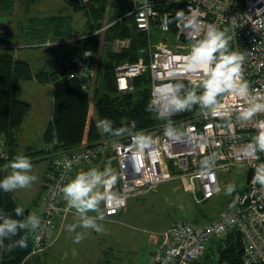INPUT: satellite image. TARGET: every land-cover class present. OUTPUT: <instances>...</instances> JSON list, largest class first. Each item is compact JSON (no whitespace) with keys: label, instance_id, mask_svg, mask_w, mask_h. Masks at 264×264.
<instances>
[{"label":"built area","instance_id":"1","mask_svg":"<svg viewBox=\"0 0 264 264\" xmlns=\"http://www.w3.org/2000/svg\"><path fill=\"white\" fill-rule=\"evenodd\" d=\"M181 10L187 17L177 21L176 13ZM124 17H133L136 29L146 34L147 44L138 61L116 66L117 89L131 91L133 79L148 74L151 106L165 121L152 129L107 138L55 158L46 176L47 194L40 227L31 236L30 255L45 249L54 230L72 212L61 189L77 168L110 155L118 174L113 190L120 193L124 203L108 209L107 217L125 210L130 198L143 196L167 181L184 179L187 189L195 182L201 197L208 201L221 191L222 174L245 173V189L232 194L219 216L204 224L179 219L158 233L150 255L153 264H192L206 253L213 240L231 230L243 238L246 264L264 261V185L253 179L258 173L264 175V151L255 147L253 152L254 137L264 129V110L249 119L241 115L254 104L264 103V0H133ZM191 17L199 21L196 30L185 27ZM210 27L226 29L229 51L245 57L243 79L249 82V95L240 98L224 93L217 99L216 113L207 108L190 120L170 119L180 111L165 110L166 100L161 94L180 83L195 91L202 85L203 73L189 71L185 64L191 46ZM154 31L165 35L164 39L153 42ZM86 38L83 35L74 40L81 46ZM130 44L129 38L117 39L112 49L120 52ZM0 46L8 47L1 42ZM67 74L88 91L96 75L95 53L88 49L75 56ZM180 93L181 87L176 94ZM167 129L172 135L166 134ZM137 135L149 138L143 148L132 140Z\"/></svg>","mask_w":264,"mask_h":264},{"label":"rangeland","instance_id":"2","mask_svg":"<svg viewBox=\"0 0 264 264\" xmlns=\"http://www.w3.org/2000/svg\"><path fill=\"white\" fill-rule=\"evenodd\" d=\"M2 1H6V4H2ZM132 3L133 0H107L104 27L112 24L113 19L111 18L115 13H128ZM56 14L64 15L69 18L70 23L72 22L77 34L74 36L75 33H73L70 35L71 38L78 39L86 34L88 17L85 16L84 11H76L66 0H0V17H8L6 27L0 26V33L7 29L10 30L13 41L16 43L12 50L14 55L31 63L34 69L47 65L48 69L53 70L69 59L66 53L71 50L72 45L64 44L69 40L57 41L51 35H43L42 31L35 30L36 27L34 28V23L31 22L34 17L42 18ZM123 18L126 19L122 17L121 20ZM34 33L38 36V42H34ZM164 37L165 35L159 31H154L152 34V40L155 43L163 40ZM2 49L4 48L0 46V51ZM101 58V56H96V75L91 83L92 87L88 90L90 93L89 117L94 119L97 125L100 118L95 105L94 91L97 87L101 90L104 84L103 59ZM18 86L20 99L29 103V110L22 125L17 129L16 151L31 160L32 174L37 176V180L29 188L18 189L12 193L18 205L23 207L25 212L35 213L40 218L41 208L46 198L42 193V185L44 181L47 182L46 178L44 181L42 179L51 171L54 159L71 150L53 152L49 146H45L43 141L44 133L50 123L48 111L50 112L54 104L52 86L40 81L37 84L27 80L19 81ZM189 92H194V90L189 88ZM176 119L173 120L176 121ZM99 128L102 134L99 141L129 134L105 136L103 129ZM8 145L6 138L0 139V156L7 160L1 163L3 164L0 165L2 170L11 161L10 158H14L9 152L11 146ZM44 149L47 152L43 151ZM110 159L107 161L115 171L116 166L111 162L113 161L111 157ZM93 163L95 165V162ZM106 165L109 163L105 162L103 170ZM9 173L10 169L5 172L4 176ZM244 177L243 172L222 174L220 176L221 191L208 201L201 197L195 182L191 188L187 189V181L184 179L164 182L143 196L130 198L127 208L119 219L108 222L118 226L113 225L112 229L107 227L103 232L104 236L107 233L111 234L109 242L104 239L103 243L96 245V248L91 247V241L87 238V233L91 230L85 231L77 227L78 232L66 234V241L65 237L63 238L66 233V228H64L66 219L76 214L75 209H72V212L54 230L52 239L45 249L28 256V259L35 256L34 259L39 258L41 264H153L150 255L158 233L179 219L204 224L216 218L224 210L232 194L245 189ZM230 186L232 187L231 193L228 192ZM45 187L47 194V185ZM80 232H83L86 238L80 243H75L74 237ZM192 264H218V254L214 250L210 251L209 248L196 263Z\"/></svg>","mask_w":264,"mask_h":264},{"label":"trees","instance_id":"3","mask_svg":"<svg viewBox=\"0 0 264 264\" xmlns=\"http://www.w3.org/2000/svg\"><path fill=\"white\" fill-rule=\"evenodd\" d=\"M66 1L69 2V0ZM79 1L80 5L70 2L69 4L76 11H84L85 16L88 17L86 24L88 29L84 34L87 38L81 46H79L81 42L70 37L75 31L68 17L56 14L31 19L34 28L36 27L35 30L42 31L43 35H51L57 41L73 40L64 43L72 45V51H67L69 59L56 69L50 70L47 65L34 69L31 63L14 55L12 46L16 43L12 35L8 32L0 33V42L8 46L0 51V139L6 138L8 146H11L9 152L13 156L17 155V129L22 125L29 110V103L19 97L18 83L22 80L35 79L52 86L54 95L52 119L43 137L45 146H49L51 151L73 150L84 141L87 146H90L100 140L102 137L100 128L95 120L89 117L90 93L84 90L78 79L70 78L67 74L73 58L88 49L92 50L96 56H101V60L103 59L104 84L101 90L99 87L95 89L94 97L100 121L104 119L111 121L112 131L108 133L103 131L105 136L113 137L118 129H122V133H137L152 129L165 121L157 117L151 106L148 74L133 79L131 91L120 92L116 85V66L124 62L134 63L144 55L147 44L146 34L136 29L133 17H125L124 21L120 20L127 12L115 13L111 18L113 19L112 24L104 27L107 0H90L87 3ZM2 4L5 5L6 1H2ZM76 34L77 32L74 36ZM125 38L130 39V47L115 52L112 49L113 42ZM37 39L38 36L34 33V42H38ZM179 85L181 86L180 97L186 96L190 87L185 83ZM203 91L202 85L196 88V91L194 90L196 95L202 94ZM203 109L207 108L194 104L191 109L180 111L170 119L190 120ZM43 151L47 152L46 149ZM4 160L3 156H0V165L7 161ZM1 166L0 180L4 178ZM17 206L19 205L13 193H6L0 189V216H8L17 220L26 219L25 212L22 216L15 214L14 209ZM24 231L26 230H20L13 239L18 240L21 235L25 234ZM32 234L33 231L27 233L26 248H16L11 253L0 255V264H41L38 258L41 255L37 256L38 259H34L35 256L28 259L33 247ZM5 243H8L7 238ZM209 248L210 251L217 252L218 264H246L244 241L236 230H231L224 237L213 240L207 251ZM255 264H264V261Z\"/></svg>","mask_w":264,"mask_h":264},{"label":"clouds","instance_id":"4","mask_svg":"<svg viewBox=\"0 0 264 264\" xmlns=\"http://www.w3.org/2000/svg\"><path fill=\"white\" fill-rule=\"evenodd\" d=\"M186 17L181 10L176 13L175 19L180 21ZM198 24V19L191 17L187 19L185 27L196 30ZM226 32V29L222 31L210 27L203 38L191 46L186 57L185 67L189 71L203 73V93L196 95L195 92H189L186 96L180 97L176 94L180 85L168 88L161 94V98L166 100L165 110L172 108L184 111L191 109L194 104H199L201 108H209L216 113L217 97L221 94H234L240 98H246L249 95V82L243 79L245 57L237 51H229L230 37L226 36ZM90 54L86 53V55ZM262 110H264V103H257L243 111L241 115L244 119H249ZM97 126L101 127L105 133L112 131L111 121L108 119L99 121ZM122 132V129H118L114 134L122 135ZM166 134L172 135L171 130L167 129ZM132 140L138 148H143L149 138L137 135L133 136ZM254 140L253 152L255 147L264 151V129L258 132ZM5 169H10V173L0 180V189L6 193L27 189L37 180V176L32 174L31 160L23 154L15 155ZM253 179L254 182L264 185V175L258 173ZM117 182L118 174L110 167L109 162L103 171L93 167L88 171L78 172L62 187L61 191L68 208L75 209L79 218L78 224L68 226L69 232H75L77 227L97 233L105 231L102 221L105 220L106 211L124 203L120 193L113 190ZM231 191L230 186L228 192L231 193ZM14 212L17 216H22L25 209L17 206ZM89 213H94V215H89ZM0 221H2L0 222V255L11 253L16 248H26L27 233L39 228L41 223L39 216L35 213H29L23 220L0 216ZM20 230H26L25 234L21 235L18 240H14L13 237ZM6 238L8 243H5ZM85 238L86 235L83 232L77 233L74 242L80 243Z\"/></svg>","mask_w":264,"mask_h":264},{"label":"crops","instance_id":"5","mask_svg":"<svg viewBox=\"0 0 264 264\" xmlns=\"http://www.w3.org/2000/svg\"><path fill=\"white\" fill-rule=\"evenodd\" d=\"M2 33H4V32H8V33H10L11 34V32H10V30L9 29H7L6 31L4 30V31H1ZM27 81H33V82H35V83H37L38 84V81H36V80H27ZM18 85H19V83H18ZM49 85H51V84H49ZM18 88H19V86H18ZM53 90V89H52ZM20 91V90H19ZM20 97V96H19ZM25 101V100H24ZM51 110H52V107H51V109H50V112L48 111V121L50 122L51 121V119H52V114H51ZM44 137V136H43ZM85 146H87V144H86V141H84L80 146H78V147H76V148H74V149H78V148H82V147H85ZM73 149V150H74ZM19 153V152H18ZM17 153V154H18ZM110 155H108V156H106V157H103V158H101V159H99L98 161H95V165H94V163L93 164H90V165H81L80 167H78L77 168V170L75 171V173L73 174V176H72V178L71 179H73L74 177H75V175L78 173V172H80V171H88L90 168H93V167H95V168H97V169H99L100 171H102L103 169H102V167L104 166V164H105V162H107V164L109 163L107 160H111L110 159ZM111 162H113V161H111ZM100 163V164H99ZM97 164V165H96ZM113 164H115L114 162H113ZM100 165V166H99ZM5 169V166H4V168H3V174L5 175V172L8 170H6ZM47 176V175H46ZM46 176L45 177H43V181H44V178H46ZM5 177V176H4ZM45 185H46V182L44 181V184L42 185V188H43V191H42V193L44 194V196H46V187H45ZM66 202V201H65ZM128 206V205H127ZM101 208H103V205H101ZM123 212H124V210L123 211H121L118 215H116V216H114V217H107L106 215H105V220L104 221H102V223H103V226H104V229L105 228H110V229H112L113 228V225H115L114 223L113 224H109L108 222H110V221H115V220H118L119 219V217L123 214ZM28 214H29V212H28ZM89 215H94V214H92V213H89ZM79 223V218H78V214L76 213H74V214H72V215H70L69 217H68V219H66V223L64 224V228H66V233H64V235H63V238L65 237V235L66 234H68V233H73V232H69L67 229H68V226H70V225H72V224H78ZM109 224V225H108ZM117 224V223H116ZM67 226V227H66ZM115 226H118V225H115ZM75 232H78V230H76ZM74 234V233H73ZM88 234V236H87V238L88 239H90V241H91V247H97L96 245H99V244H101V243H103V241H104V239H106L108 242H109V239H110V237L109 236H111V234L109 235L108 233H107V235L106 236H104V234L103 233H97V232H95V231H93V230H91V232L89 233H87ZM66 237H67V235H66ZM66 237H65V241H66ZM63 238H62V240H63ZM116 240H117V238H116ZM116 240H115V242H116ZM111 241H113V240H111ZM66 243V242H65ZM101 246V245H100Z\"/></svg>","mask_w":264,"mask_h":264},{"label":"water","instance_id":"6","mask_svg":"<svg viewBox=\"0 0 264 264\" xmlns=\"http://www.w3.org/2000/svg\"><path fill=\"white\" fill-rule=\"evenodd\" d=\"M69 2L75 5H80L79 0H69ZM7 23H8V17L6 16L0 17V26L6 27ZM250 176H251V171H249V174H248V182H249ZM25 215H28V211L25 212Z\"/></svg>","mask_w":264,"mask_h":264}]
</instances>
